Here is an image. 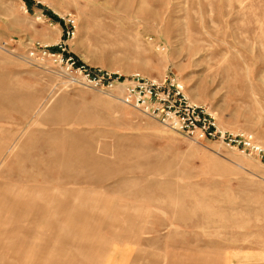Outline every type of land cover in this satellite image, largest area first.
<instances>
[{
	"label": "rangeland",
	"instance_id": "1",
	"mask_svg": "<svg viewBox=\"0 0 264 264\" xmlns=\"http://www.w3.org/2000/svg\"><path fill=\"white\" fill-rule=\"evenodd\" d=\"M32 1L0 0V264H264V154L186 138L29 54L173 71L264 150V0Z\"/></svg>",
	"mask_w": 264,
	"mask_h": 264
},
{
	"label": "built area",
	"instance_id": "2",
	"mask_svg": "<svg viewBox=\"0 0 264 264\" xmlns=\"http://www.w3.org/2000/svg\"><path fill=\"white\" fill-rule=\"evenodd\" d=\"M66 22L68 28L64 34L66 38L72 37L75 21L68 17ZM51 49L48 45L35 42L30 47L29 54L69 62V69L77 70L88 85L103 92L118 90L117 96L122 103L161 122L179 135L196 141H220L226 146L240 148L248 155L263 157L262 146L253 139L250 132L223 128L205 105L192 102L177 73L168 70L159 77H147L139 72L125 75L80 63L72 55H67L63 43Z\"/></svg>",
	"mask_w": 264,
	"mask_h": 264
},
{
	"label": "crops",
	"instance_id": "3",
	"mask_svg": "<svg viewBox=\"0 0 264 264\" xmlns=\"http://www.w3.org/2000/svg\"><path fill=\"white\" fill-rule=\"evenodd\" d=\"M36 260V259H35ZM35 260H32V262H36ZM27 259L26 257H9V261L5 262L4 264H27ZM29 264H32L31 262H29Z\"/></svg>",
	"mask_w": 264,
	"mask_h": 264
},
{
	"label": "trees",
	"instance_id": "4",
	"mask_svg": "<svg viewBox=\"0 0 264 264\" xmlns=\"http://www.w3.org/2000/svg\"><path fill=\"white\" fill-rule=\"evenodd\" d=\"M24 1H26L27 3H33L32 0H24ZM48 14H49V16H50L53 20L58 21V22H61V21H60V18H58V17H57L56 15H54L52 12H49Z\"/></svg>",
	"mask_w": 264,
	"mask_h": 264
}]
</instances>
